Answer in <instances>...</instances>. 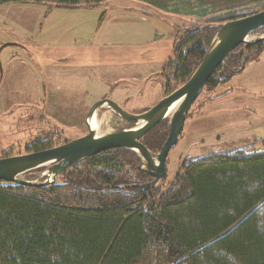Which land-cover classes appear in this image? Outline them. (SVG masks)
Masks as SVG:
<instances>
[{"label":"trees","instance_id":"trees-1","mask_svg":"<svg viewBox=\"0 0 264 264\" xmlns=\"http://www.w3.org/2000/svg\"><path fill=\"white\" fill-rule=\"evenodd\" d=\"M107 1L0 0V5L78 10ZM135 1L202 24L197 31L174 27L173 54L162 68L165 96L189 80L220 25L264 11V0ZM263 54L264 41L248 47L246 65ZM243 57L239 46L204 89L226 84ZM168 133L163 122L140 143L155 156ZM46 139L36 137L27 154L54 148ZM138 166L134 153L114 149L66 169L47 187L0 182V264H264V152L211 148L184 160L163 194L158 184L151 189L152 178Z\"/></svg>","mask_w":264,"mask_h":264},{"label":"rangeland","instance_id":"rangeland-1","mask_svg":"<svg viewBox=\"0 0 264 264\" xmlns=\"http://www.w3.org/2000/svg\"><path fill=\"white\" fill-rule=\"evenodd\" d=\"M175 26L193 31L202 24L159 14L135 0H109L78 10L0 5V47L15 45L0 52V159L27 154L36 137L51 139L57 147L85 136L86 114L100 100H111L131 114L157 105L165 94L159 54ZM261 37L260 30L252 39ZM127 56L134 59L118 61ZM64 58L68 62L61 65L58 61ZM230 92L232 99L204 102ZM95 120L101 135L132 127L107 110H99ZM263 139L264 54L226 84L203 90L168 154L165 177L157 183L160 194L173 183L184 160L211 148L264 152ZM44 171L21 179L34 180Z\"/></svg>","mask_w":264,"mask_h":264},{"label":"water","instance_id":"water-1","mask_svg":"<svg viewBox=\"0 0 264 264\" xmlns=\"http://www.w3.org/2000/svg\"><path fill=\"white\" fill-rule=\"evenodd\" d=\"M260 30L262 37L252 39ZM261 41H264V11L220 25L201 63L189 80L157 105L143 113L131 114L111 100L95 102L84 120L87 131L85 136L42 152L0 159V182L24 187H47L54 184L56 178L66 169L100 153L120 149L130 151L138 157V170L152 178L149 184L152 189L165 177L168 154L177 146L189 111L202 94L206 83L232 52L243 46L241 68L233 73V76L239 75L246 65L247 48ZM9 46L15 45L4 44L0 47V52ZM99 110L110 111L124 122L132 124V127L112 134L97 133V129L91 127V122ZM166 121L169 124L167 139L159 154L153 156L140 143V139ZM44 169L45 171L37 174L34 180L21 179L25 174ZM42 178V183H36Z\"/></svg>","mask_w":264,"mask_h":264},{"label":"crops","instance_id":"crops-1","mask_svg":"<svg viewBox=\"0 0 264 264\" xmlns=\"http://www.w3.org/2000/svg\"><path fill=\"white\" fill-rule=\"evenodd\" d=\"M174 33H175V30L172 32V34L170 36L171 40L168 43H165L164 47L162 48V50H161V52L159 54V60L161 62L162 68H163L164 64L171 58V56L173 54L174 44H175V34ZM120 58H121V60H118V61H125V62H129V61H131V59H134V58H131V56H127L126 57L127 59H125V60H124L123 57H120ZM99 60L101 61V58H93L94 62H98ZM85 61H88L90 63V58H85ZM58 62L61 65L62 64L66 65L68 60L66 61V59L64 58L62 60H59ZM164 97H166L165 94H164ZM232 97L233 96L227 97V100L230 99V98L232 99Z\"/></svg>","mask_w":264,"mask_h":264},{"label":"bare ground","instance_id":"bare-ground-1","mask_svg":"<svg viewBox=\"0 0 264 264\" xmlns=\"http://www.w3.org/2000/svg\"><path fill=\"white\" fill-rule=\"evenodd\" d=\"M91 127H92V128H96V129H97V133H99V132H98V127H99V126H98V124L96 123L95 118L92 119Z\"/></svg>","mask_w":264,"mask_h":264}]
</instances>
